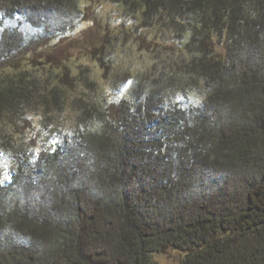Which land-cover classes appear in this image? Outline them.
Instances as JSON below:
<instances>
[{
    "label": "trees",
    "instance_id": "obj_1",
    "mask_svg": "<svg viewBox=\"0 0 264 264\" xmlns=\"http://www.w3.org/2000/svg\"><path fill=\"white\" fill-rule=\"evenodd\" d=\"M87 1L0 0V264H264V0Z\"/></svg>",
    "mask_w": 264,
    "mask_h": 264
},
{
    "label": "rangeland",
    "instance_id": "obj_2",
    "mask_svg": "<svg viewBox=\"0 0 264 264\" xmlns=\"http://www.w3.org/2000/svg\"><path fill=\"white\" fill-rule=\"evenodd\" d=\"M87 7L89 8V16L88 20L83 23L84 27H89L91 24H93V15L95 16H102L103 21L106 19L107 14L116 6L111 3L109 0H88L87 1ZM100 12H97L95 9H99ZM87 12V13H88ZM16 21L15 23H17ZM30 33V32H29ZM34 33V32H31ZM84 44L79 39H76L71 42L69 46H63L55 48L53 46L50 47V50L52 51L53 55L56 57L63 56L62 53H68L73 58H76L77 61H79L82 58V53L80 52L81 46ZM116 61L118 58L115 59ZM57 135V132L52 133L51 137H55ZM7 154L3 152L1 158V167H0V175H10L15 173V167L13 164L9 162V160L6 158ZM10 178V177H9ZM183 254L178 249L169 248L165 252H160L155 255L157 264H180L182 260Z\"/></svg>",
    "mask_w": 264,
    "mask_h": 264
}]
</instances>
